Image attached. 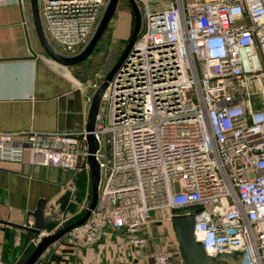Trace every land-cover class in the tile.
I'll return each mask as SVG.
<instances>
[{"label":"built area","instance_id":"built-area-1","mask_svg":"<svg viewBox=\"0 0 264 264\" xmlns=\"http://www.w3.org/2000/svg\"><path fill=\"white\" fill-rule=\"evenodd\" d=\"M155 2L142 0L135 47L101 93L98 200L67 234L92 243L121 229L125 245L146 246L152 212L170 219L172 208L193 205L206 254L264 264V0ZM106 3L38 0L55 50L80 52ZM85 139V130L1 131L0 162L89 172ZM169 257L160 251L154 264Z\"/></svg>","mask_w":264,"mask_h":264},{"label":"crops","instance_id":"crops-1","mask_svg":"<svg viewBox=\"0 0 264 264\" xmlns=\"http://www.w3.org/2000/svg\"><path fill=\"white\" fill-rule=\"evenodd\" d=\"M125 3L120 0L116 6L123 17ZM104 39L101 34L82 61L61 64L39 42L30 0H0V132L85 130L93 95L117 61L107 59ZM89 195L85 170L72 173L34 166L26 159L0 162V264H6L13 251L16 262L38 242V234L25 224L40 199L45 201L42 232L50 234L78 218ZM67 199L76 203L75 217L57 218L68 213L61 207ZM124 236L121 229H106L87 243L66 233L34 264H154L160 251L150 252L149 245H125ZM169 256V264H183L180 254Z\"/></svg>","mask_w":264,"mask_h":264},{"label":"water","instance_id":"water-1","mask_svg":"<svg viewBox=\"0 0 264 264\" xmlns=\"http://www.w3.org/2000/svg\"><path fill=\"white\" fill-rule=\"evenodd\" d=\"M131 10L133 12V27L131 31L130 38L128 40L127 46L123 50L121 56L117 59L114 67L110 70L108 75L105 77V80L98 86L95 91L90 109L88 114L87 124L85 126L86 131V139L85 142L87 144V150L89 152L87 156V163L89 167V177L91 184V195L90 202L84 214L75 220L74 222L67 224L56 231L41 236L39 241L36 243L32 251L28 254L26 259L22 264H34L37 259L41 256V254L55 241L63 237L72 227L80 225L84 223L87 218L90 216L91 211L97 204L98 200V186H99V166L96 160L94 153L98 148V140L94 134L95 125H96V117L101 101V93L106 86L107 81L114 74L122 60L125 58L129 50L135 47V40L140 29L141 25V14L139 7L135 0H127ZM31 10L34 20V25L36 29V33L39 38V42L45 51V53L53 60L64 64L71 65L85 59L95 47V44L100 37L101 33L107 26L109 20L113 16L116 6L118 4V0H107L106 6L103 10V13L100 19L97 22V25L91 34L88 42L85 46L75 55L66 56L62 55L55 50L52 44L47 39L41 24V20L39 17L38 11V0H30ZM80 165V157L78 158V166ZM45 201L40 199L37 202L35 209L30 213V216L33 219V230L36 234L42 232L44 228L43 224V208ZM201 211L199 206H183L176 207L170 210V223L171 228L174 233L175 240L178 245V251L181 257L183 264H225L223 261H217L210 257L204 251L201 243L196 241L193 235L194 221L195 215Z\"/></svg>","mask_w":264,"mask_h":264},{"label":"rangeland","instance_id":"rangeland-1","mask_svg":"<svg viewBox=\"0 0 264 264\" xmlns=\"http://www.w3.org/2000/svg\"><path fill=\"white\" fill-rule=\"evenodd\" d=\"M118 4L120 3V0H118ZM139 10L141 8L142 0H135ZM168 0H163L161 7L165 6ZM150 4L154 3L156 6L157 2L149 0ZM125 13L124 17L121 15V9H115V12L111 19L109 20L107 26L103 30L101 34H105L104 43L106 44V49L109 48V51L107 52L106 56L108 60H113L114 62L121 56L123 50L127 46L128 40L131 35L132 27H133V12L131 10V7L129 6L128 2L125 3ZM141 14V11H140ZM77 172V171H76ZM72 172V173H76ZM70 195H68V198ZM85 204L83 208L81 209L80 215H82L90 202V195L87 199H85ZM65 204L61 207H66L69 209L68 213L59 214L58 216L62 217V219L68 218V217H75V214H73V208L75 207L74 202L65 200ZM63 203V202H62ZM145 233L149 235V242L147 245H149V251L152 252L155 251H161L163 249L167 250L169 254L177 255L178 247L177 242L174 237V233L171 228L170 219L168 218V214L165 211H157L152 212L150 219L147 223V225L144 227ZM146 245V246H147ZM153 249V250H152ZM27 255L21 257L19 260L15 262V252H11L9 256L7 257L6 264H20L25 259ZM179 256V255H178Z\"/></svg>","mask_w":264,"mask_h":264},{"label":"trees","instance_id":"trees-1","mask_svg":"<svg viewBox=\"0 0 264 264\" xmlns=\"http://www.w3.org/2000/svg\"><path fill=\"white\" fill-rule=\"evenodd\" d=\"M80 171H81V170H80ZM83 214H84V213H83ZM83 214H82V215H83ZM82 215H79L78 218H80ZM78 218L76 217L74 220L68 222L67 224H70V223L74 222V221L77 220ZM67 224H66V225H67ZM27 256H28V255H27ZM27 256H26V257H27ZM26 257H25V259H26ZM25 259H24V260H25ZM24 260H23V261H24ZM23 261H22V263H23ZM22 263H20V264H22Z\"/></svg>","mask_w":264,"mask_h":264}]
</instances>
